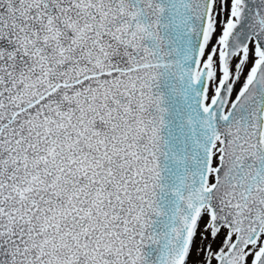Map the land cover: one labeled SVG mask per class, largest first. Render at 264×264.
Wrapping results in <instances>:
<instances>
[{"label":"snow or ice","instance_id":"snow-or-ice-1","mask_svg":"<svg viewBox=\"0 0 264 264\" xmlns=\"http://www.w3.org/2000/svg\"><path fill=\"white\" fill-rule=\"evenodd\" d=\"M0 264H264V0H0Z\"/></svg>","mask_w":264,"mask_h":264}]
</instances>
